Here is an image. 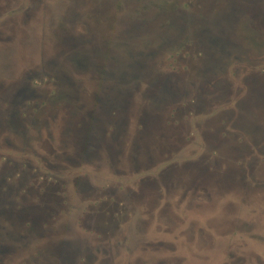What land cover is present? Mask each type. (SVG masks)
Instances as JSON below:
<instances>
[{"label":"rangeland","instance_id":"rangeland-1","mask_svg":"<svg viewBox=\"0 0 264 264\" xmlns=\"http://www.w3.org/2000/svg\"><path fill=\"white\" fill-rule=\"evenodd\" d=\"M240 5L237 0H0V123L4 124V128H0V152L5 156V160H0V209L7 208L6 213L11 210L15 216L24 214L27 209L35 210L28 205L32 204L28 201L23 202L28 208H19L22 192L20 180L12 181L10 187L2 186L3 179L22 167L20 158L25 148L31 145L29 149L35 153L52 145L53 154L57 156L67 151L65 141L76 138L70 133L77 119H87L85 122L88 125L94 123L99 129L103 127L105 80L113 83L116 78L111 74L114 73L118 75L134 71L139 74V64L142 62L144 70L138 87L144 94L139 95V103L151 106L155 113H159L162 108L167 111L166 106L172 102H162V95L157 94L151 98V92L147 93L143 89L149 88L151 78H161L167 80L166 85L172 87L169 89L171 92H177L178 96L174 99L181 103L177 118L180 119L184 112L192 116L187 119L184 117L173 126H169L164 117L155 116L153 119L145 116L142 122L135 125L133 122L126 124L128 111H124L121 117L124 115L125 123L116 125L117 118H111L113 123L108 124L111 133L108 142L118 146L120 141H124L123 130L130 126L129 130L134 132L133 142L144 145L141 156H145L142 159L139 156L140 160L135 161L137 163L149 161L150 145L154 147V143L159 145V142H163L166 149L174 154L172 158H178L176 166L173 164L169 167L187 170L192 178L189 181L191 188L196 187L197 181L194 179L200 174L209 178L208 167L218 162L216 167L219 168L220 177H228L225 172L232 175L229 194L226 193L228 188L224 180L220 185L210 178L205 184L210 190L213 189V201L218 198L221 201L219 213L215 216L219 221L214 220L215 228L221 233L218 235V248L233 253L227 246L229 241L224 237L227 234L223 233L227 224L221 218L236 217L239 219L237 224L246 223V229L249 228L247 231L261 237L257 240L245 237L244 263L264 264V158L258 160L255 154L239 150L238 141L241 139L237 132L225 138L224 144L228 148L224 149V145H220L221 151L215 155V163L211 155L207 157L205 146H202L206 143L203 125L207 120L204 118L211 119L208 117L218 110H221L218 113L224 114L227 110L222 109L233 104L234 100L237 101L236 109L226 112L233 120L229 124L230 128L234 129L233 124L237 121L245 125L261 118L259 108L256 107L255 112L253 108L256 104L262 108L263 101L260 104L257 91L250 96V87L264 90V68H260L264 66V44L254 47L252 37H247V32L237 21L234 10L236 12V7ZM152 11L160 15L172 11L170 14L174 18L168 30L160 27L159 21L150 19ZM257 35L264 38V30H258ZM182 43H186L187 47L179 46ZM107 65L112 68L107 69ZM39 72L42 74L37 75ZM48 74L56 77L59 90V100L55 96L51 97L55 99L46 107L50 116L41 120L42 113L38 111L22 119L20 90L35 94V97L28 98L29 105L41 101L36 96L43 94L41 88L46 84L37 86L35 82H42L41 78ZM10 91L13 93L9 97L11 101L5 96ZM62 93L71 94L64 96ZM135 93L138 94V91ZM250 97L251 102L247 100ZM89 103L91 113L78 111L75 105L69 106ZM136 103L137 98H134L128 105L132 108ZM203 103L206 106L213 104L215 108L202 111L200 104ZM57 106L60 108H54ZM104 110L106 112L108 109ZM214 117L216 115L212 119ZM66 118L69 124L65 123ZM94 118L99 120L94 122ZM256 136L260 137L258 134ZM219 137L221 141L225 140ZM259 139L262 140V137ZM137 148L139 146H134L132 151L138 153ZM151 150L154 152L152 147ZM159 152L157 149L156 153ZM241 153L243 158L236 157ZM78 155L86 157L83 151ZM146 166L148 164L142 169H146ZM110 167L116 168V164L112 163ZM243 169L248 172L245 179L242 177ZM168 179L169 176H166V181ZM168 184L180 186L179 182L172 183V180ZM6 213H0V264H156L167 259L160 251H156L153 256L137 254V249L135 253H125L133 245L131 229L128 230L123 247H119V240L115 239L118 237L115 225L109 226L110 232L114 234L113 239L105 236L103 240L97 239L93 232L86 229V225L77 221L78 212H66L58 222L48 223L46 227L41 223L27 224L26 229H33L32 233L22 228L19 219L7 221ZM174 221L163 223L161 229L172 232L169 237L173 244L170 245L175 249L167 255H173L172 264H181L180 257L174 256H182L186 252L192 257L191 254L197 251L184 250L187 248L180 244V238L181 227L185 226ZM204 224V218L199 223L189 221L185 228L187 236H195ZM38 225L42 227L40 236L37 231L34 232V227ZM140 238L150 241V230L147 229ZM207 238L199 239L200 243L195 245L196 249L201 248L199 253L208 252ZM236 242L240 244V241ZM223 260L220 252L216 257L209 255L203 264H221Z\"/></svg>","mask_w":264,"mask_h":264},{"label":"flooded vegetation","instance_id":"flooded-vegetation-1","mask_svg":"<svg viewBox=\"0 0 264 264\" xmlns=\"http://www.w3.org/2000/svg\"><path fill=\"white\" fill-rule=\"evenodd\" d=\"M237 1H240L241 4L239 7H236V12L234 10V15H236L237 21L247 32V37H252V42H250L254 44V47H262L264 44V38L257 35V31L264 30V0ZM152 12L153 13H150V19L159 21L160 23H158V25L160 27L162 26L164 30H168L172 25V18H174V16L170 14L172 11L168 14L165 13L164 15H160L155 11ZM179 46L187 47V44L185 43L183 45L182 43ZM111 68L112 67H108L107 65V69ZM260 68L262 69L264 66H260ZM126 72L127 73L125 74L118 75L115 73L111 74L116 78L113 83H108V79L105 80L106 85L103 88L102 109L103 127H100L99 129L98 125H94V123L89 124V126L86 123L87 119L84 121L77 119L71 128L72 131L70 136L82 137L81 140L83 141L93 138L91 143H89L88 146H85V148L90 151L89 153H86V157L78 155L81 151H83V154H85V152L83 146L76 145V138L69 139L67 142L65 141L66 147L65 145L64 147L67 149L65 153L68 155L69 151H71L67 158L64 157L63 153L57 156L56 154L54 155L53 150L51 149L52 145L42 149L41 151H36L35 153H32L29 149L31 145H28L25 148L23 157L20 158L22 160L20 163L22 167L15 169L9 177L3 179L2 186L9 185L10 187L12 181L20 180L19 186H21L22 192L19 198V201H21L19 208L22 207V209H24L26 207V203L23 204V202L28 201L32 203L28 205L35 208V210L34 212H30V215L26 216L25 214L15 216L11 213V210L6 213L7 208L5 210L3 208L0 209V213L7 214V221L19 219L21 224H23L22 228L27 230V224L41 223L45 224L44 227H46L48 223L58 222L57 220L61 218L60 216H64L66 212H78L79 214L76 217L77 221L86 225V229L93 232V234L97 236V239L103 240V236L108 239H113L114 234L113 231L110 232L109 226L115 225L116 235L118 236L115 239L119 240V247H123L124 242L127 241V235L129 234L128 230L131 229V233L133 234V245L128 247V249L125 247V253H133L134 250L137 249V254L153 256L154 253H157L156 251H160L162 252L161 254L167 257V259L156 264H172L171 257L173 255H167L169 251L175 249V247H171L170 245L173 244L171 237H169L172 232L167 231L166 229L164 232L161 228L163 223L175 220L174 222H178L185 226L181 227L182 238H180V244L184 248H187L184 250L195 249L197 251L191 254L192 257H190L186 252L182 253V256H174L180 257L181 264H203L205 259L209 258V255L210 257H216L220 255V252L224 259L221 264H245V259L242 257V255L246 253L245 237L256 240L261 237H256V235L247 231L249 228L246 229V223L237 224V220L239 219L236 217L226 219L221 218V220L227 224V228H225V232L223 233L227 234L224 237L229 241L227 246L233 251V253H229V251L225 252L224 250L220 251L218 248L220 237H218V235L221 233L217 231V227L215 228L214 220H218L215 216L219 213L221 201H219V198L217 201H213V189L210 190L205 186V184L210 178L212 181L214 180L220 185L224 180L223 182L228 188L226 189V193L229 194L231 192L230 186L232 187V184L230 185L229 183L232 181L230 179L231 173L225 172V176H228L225 179L220 177L219 168L216 167L218 162L215 163L214 157L221 151V144L224 145V149L229 147L224 144L226 143L225 138L231 136L233 132L239 133L237 135L240 136L241 139L238 141L241 147L239 150L242 152L248 151L249 154H255L254 157L258 160L264 158V150L262 149L264 147L261 148V146H259H264V95H262L264 90L257 92L260 97V104H262L263 101L262 108L261 105L257 104L253 108L254 112L256 107L259 108L260 119L251 120L250 123H246L245 125H242L237 121L236 124H233V126H235L234 129L230 128L229 124L231 125L233 120L230 116L226 115V112L229 113L231 110L236 109L237 101L235 100L234 103L226 107V109H222L224 111L227 110L224 114L218 113L221 111L218 110L215 111V114L213 113L208 117H211V119H207V117L204 118V120H207L203 125V128H205L203 137L205 136L204 139L206 143H203L202 146H205V152L208 155L207 157L211 155L215 164L208 167L210 173H207V176L209 178L204 176V174H200L194 179V181H197L196 187L191 188L189 186V181H191L192 178L187 170L184 169L180 171L169 167L173 164H175V167L178 158H172L174 154L166 149L163 142H159V145L158 143H154L156 144L154 147L150 145L149 155L147 156V160L149 161L143 163L135 162L136 160H140V157L142 159L145 154L141 156L132 151L134 146L140 147L141 143L138 144L137 142H133L134 140L132 138L134 137V132L129 130L130 126L127 130H123L124 134L122 137L124 141H120L118 146L115 147V150L112 151V147L110 145L111 143L108 142V137L111 134L110 131H108V124L113 123L111 120L112 117L117 118V123H115L116 125L119 123H125L124 115L123 118L121 117V114L124 111H128V121L126 124L133 122L135 125L142 122L145 116H150L153 119H155V116L161 118L164 117V119L168 120L167 123L169 126L177 125L180 123V120L184 119V117L187 119L192 116V114L188 115L184 112V114L180 116V119L177 118V111L179 110V104H181L177 102V99H174L178 96L177 92L173 93V95H170L165 100L167 101L169 98H173L172 100L167 101L168 103L172 102L170 104L167 103V111L161 110L159 113H155L151 106H145L144 104L146 103H139V95L144 94L139 91L140 88L138 87L141 82V76L137 73L135 74L134 71L132 73H128V71ZM262 72L264 73V69ZM38 74H42V72L37 73V75ZM143 75L142 79L145 77ZM151 75L152 74H148V76ZM45 76L46 77L41 78L42 82L37 80L35 82L37 86H41L40 84L42 83L44 85L46 84L44 88H41L43 94L36 96L41 98V101L39 100L34 102V104L29 105V102H27L28 98L35 97V94H29L27 90H20L19 96L22 97V103H20V105L23 107L20 110L22 119L24 118L25 120V118L31 117V113H36L38 111H41L42 113L40 119L49 117L50 114L48 113L49 111L46 107L49 105L50 101L55 99L51 97L55 96L59 100V95H57L59 92L57 86L58 80L52 74ZM151 79L152 82H150L149 88H143L147 91V93L151 92V98H154V95L156 94L157 96L164 94L169 95L167 92L172 88H170V86L168 88L162 86L163 84H167V80L164 81L161 80V78ZM115 85L119 86V88H111ZM163 87L166 89V93L164 92ZM137 91L138 94L135 93ZM12 94L13 93L11 91L10 94L5 93L6 99L10 100L9 97ZM69 94L62 93L64 96ZM133 97L137 98V103L134 107L130 108L128 103L134 99ZM145 97H147V94ZM98 100L102 101L101 99ZM192 103H194V101H192ZM73 105H75V108H77L76 110L78 111L91 113L92 107L90 103L89 105L83 104L80 106L70 104L69 106L73 107ZM93 106L99 109L96 105ZM184 106H186V104ZM200 106L202 111H207L209 109L212 110L215 108L213 104L206 106V104L203 103L200 104ZM54 108L60 107L57 106ZM104 109L112 111L111 115L107 116L108 118L105 116ZM215 115L216 117L212 119V116ZM98 120L99 119L94 118V122ZM65 123L69 124L70 121L66 118ZM201 124L202 123L199 125ZM83 125H86L87 127L84 128ZM0 128H4L3 122L0 123ZM152 133L155 134V132ZM103 134H106L105 137H103ZM256 134L260 135L262 140H258L260 137H257ZM219 136H222L225 140L221 141ZM130 143H132L131 146H129ZM103 144H105L104 153ZM141 146L144 147V145ZM151 147L154 152H152ZM157 149L160 150L158 154L156 153ZM3 154L4 153L0 152V160H5V156ZM234 157L235 156L231 158ZM236 157L243 158L244 156L243 153H241ZM112 163L116 164V168L110 167ZM147 164V168L142 169L144 168L142 166ZM243 171L244 175H242V177L245 179L248 176V172H246L245 169H243ZM166 173L168 174L166 175ZM166 176H169L168 181H166ZM163 180L165 182H163ZM171 180L172 183L173 181L179 182L180 186L168 184ZM145 182L147 184H145ZM4 189L6 191V188ZM217 196L218 190H216V197ZM28 205L26 208L29 207ZM33 213L35 215H33ZM203 218L205 219L206 225L204 224L202 227L200 226L199 233L195 236L188 237L185 229L188 222L191 221L192 223V221H195L199 223V220ZM145 225L147 226V229L150 230V235L152 236L150 241L141 240L140 238L146 233L147 229H145ZM34 229V232H38V236L42 234V227H39V225L37 228L34 227ZM31 231H33V229H29V231L27 230V232L32 233ZM214 231L216 233H214ZM233 231L236 232L232 233ZM206 237H208V244H206V246H208V252L206 254H202L198 252L201 248L198 247L196 249L195 245L198 246L200 243L198 240H202ZM236 241H240V244ZM152 247H154V249H151ZM148 250H151V252ZM235 255H238V257L236 258ZM146 260L150 261V259ZM148 264L155 263L151 262Z\"/></svg>","mask_w":264,"mask_h":264},{"label":"water","instance_id":"water-1","mask_svg":"<svg viewBox=\"0 0 264 264\" xmlns=\"http://www.w3.org/2000/svg\"><path fill=\"white\" fill-rule=\"evenodd\" d=\"M140 65V69H139V74L138 75H140L141 76V72L144 70V68H142V62L139 64ZM115 86H117V85H115ZM113 87V86H112ZM118 88H119V86H117ZM255 90V91H254ZM259 92L260 90H257V89H253V88H251V97H252V93H255V92ZM164 92L166 93V90H164ZM169 92H171L170 90L167 92V94H169V95H162V96H160V98L162 99V102H165V100L170 96V95H173V93H175V92H171V93H169ZM111 95V94H110ZM109 95V96H110ZM250 97V99L248 98L247 100H249V101H251L252 100V98ZM169 100V99H168ZM167 100V101H168ZM111 113H112V111H110L109 109L105 112V116H106V118H108L107 116H109V115H111ZM111 117V116H110ZM121 121V120H120ZM149 128H150V126H149ZM82 139V137H76V139H75V141H76V145L77 146H83L84 147V152H85V155H86V153H89L90 151L89 150H87L86 148H85V146H88L89 145V143H91V141H92V139L93 138H90V139H87L86 141H83V140H81ZM78 143V144H77ZM111 145V144H110ZM138 145V144H137ZM109 146V145H108ZM111 147H112V151L113 150H115V146H113V145H111ZM138 147V146H137ZM141 149H142V146H141V144H140V147L139 148H137V151L138 152H140V153H137V154H139V155H141L142 153H141ZM104 151H105V144H103V153H104ZM70 153H71V151H69V154L68 155H70ZM63 155H64V157H68V155L65 153V152H63ZM30 212H34V210H31V209H27L25 212H24V214H25V216L26 215H30ZM33 215H35L34 213H33Z\"/></svg>","mask_w":264,"mask_h":264},{"label":"trees","instance_id":"trees-1","mask_svg":"<svg viewBox=\"0 0 264 264\" xmlns=\"http://www.w3.org/2000/svg\"><path fill=\"white\" fill-rule=\"evenodd\" d=\"M253 34H256V33H253ZM155 85H156V83H155ZM162 86H165V88H166V87H167V88L169 87V86L164 85V84H163ZM157 87H158V86H157ZM165 88L163 87V90H166ZM170 88H172V87L170 86ZM165 105H166V104H165ZM161 110H164V109H163V108H162V109H159V111H161Z\"/></svg>","mask_w":264,"mask_h":264}]
</instances>
